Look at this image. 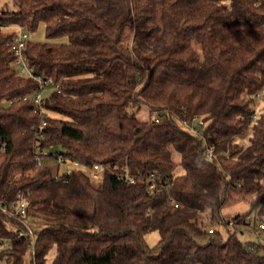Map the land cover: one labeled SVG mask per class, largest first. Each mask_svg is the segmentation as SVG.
<instances>
[{
	"label": "trees",
	"instance_id": "16d2710c",
	"mask_svg": "<svg viewBox=\"0 0 264 264\" xmlns=\"http://www.w3.org/2000/svg\"><path fill=\"white\" fill-rule=\"evenodd\" d=\"M13 1L2 25L43 23L47 38L68 41L27 42L35 73L61 85L44 100L38 138L23 99L38 82L17 73L15 32L0 28V264H47L52 247V264H264V107L253 117L264 102V0ZM143 107L155 117L140 119ZM38 145L44 160L58 145L104 164V180L37 167ZM235 194L251 208L225 215ZM21 198L24 216L3 210ZM27 225L34 255L19 235ZM245 229L262 240L243 241Z\"/></svg>",
	"mask_w": 264,
	"mask_h": 264
},
{
	"label": "built area",
	"instance_id": "2783aa9c",
	"mask_svg": "<svg viewBox=\"0 0 264 264\" xmlns=\"http://www.w3.org/2000/svg\"><path fill=\"white\" fill-rule=\"evenodd\" d=\"M10 28L15 34L13 36V40L11 43V50L14 52L15 60L14 66L19 75L24 77H29L38 82V89L29 95H25L23 97L24 100L30 99L34 103V112L38 114L40 117V123L34 124L32 129L35 130V135L38 138H43V127L47 125V111L44 107L45 98L53 91L60 92L61 85L60 83L55 82L52 76H44L42 74H36L34 66L30 62V58L26 53L27 42L30 40L31 36L29 31L19 25L12 26H4L0 22V28ZM256 117V113L253 115ZM194 120V119H193ZM193 121L184 122V125L189 129L199 133V129L195 128L192 124ZM44 149L40 145L37 146V151L35 153V164L37 167L42 168L45 166L44 157L42 156ZM205 155L208 158L216 157V154L213 152L212 147L207 146L204 150ZM59 164H67L68 168L66 171L79 170L82 171L88 178L95 182H102L105 178L106 166L102 163H94L92 165H87L85 163L80 162L77 159L65 157L61 153H57L55 157ZM65 172V171H63ZM62 172V173H63ZM61 173V174H62ZM60 173H56V177L61 175ZM128 176V174H127ZM134 180H132L133 182ZM157 183L155 177L149 179V189L155 190L157 188ZM174 207H178L179 204L175 201H172ZM3 210L10 216H24L27 212V202L23 198L11 202L9 206H4ZM263 225H260L262 228ZM214 226H211L207 230L209 232H213ZM20 236H29L31 237V254L34 255V231L33 229L27 225L26 230H19ZM257 237L262 240V235L258 233Z\"/></svg>",
	"mask_w": 264,
	"mask_h": 264
},
{
	"label": "rangeland",
	"instance_id": "374dc122",
	"mask_svg": "<svg viewBox=\"0 0 264 264\" xmlns=\"http://www.w3.org/2000/svg\"><path fill=\"white\" fill-rule=\"evenodd\" d=\"M3 7H8V8H14V1L13 0H0V10ZM44 24L41 23L39 24L38 28L34 32H30V36L32 40L36 41H50V42H67L68 38L67 37H61V38H55V39H49L45 35V29H44ZM199 48V47H197ZM200 52V50H199ZM264 107V102L259 101L258 105L255 107V112L256 114H259L261 112V109ZM55 115V114H53ZM155 117V113H150L149 109L147 107H143L141 110L138 111V117L142 120H148L150 117ZM247 142V140L245 139ZM45 165H48L52 167L53 171L56 173H62L63 171H66L68 168L67 164H59L56 160V158H46L44 160ZM182 170L181 167L177 168V173H180ZM251 204L250 202L242 197L241 195L235 194L234 197L228 202L224 214H235L236 212H246L250 210ZM256 211L252 213L254 215ZM28 224L34 225L31 220L27 221ZM37 225H35L36 227ZM204 226L206 229L210 228L212 225L207 221ZM221 233L223 234L224 237H227L228 231L226 226L222 225L219 227ZM257 233L261 234V231H257ZM240 237L243 241H256L257 237L256 235L251 232L248 229L243 230V232L240 233ZM147 242L151 245L154 246L160 239V234L158 231H152L146 236ZM56 255V247H52L47 255V264H52L54 257Z\"/></svg>",
	"mask_w": 264,
	"mask_h": 264
},
{
	"label": "water",
	"instance_id": "95a60500",
	"mask_svg": "<svg viewBox=\"0 0 264 264\" xmlns=\"http://www.w3.org/2000/svg\"><path fill=\"white\" fill-rule=\"evenodd\" d=\"M59 150H60V147H59L58 145H55V146H53V147L50 149V153H51V154H56V153L59 152Z\"/></svg>",
	"mask_w": 264,
	"mask_h": 264
}]
</instances>
